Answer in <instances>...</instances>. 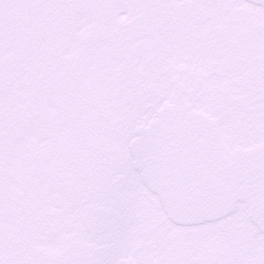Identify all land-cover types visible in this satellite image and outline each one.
<instances>
[{
	"label": "snow or ice",
	"instance_id": "6c2138e0",
	"mask_svg": "<svg viewBox=\"0 0 264 264\" xmlns=\"http://www.w3.org/2000/svg\"><path fill=\"white\" fill-rule=\"evenodd\" d=\"M0 264H264V0H0Z\"/></svg>",
	"mask_w": 264,
	"mask_h": 264
}]
</instances>
